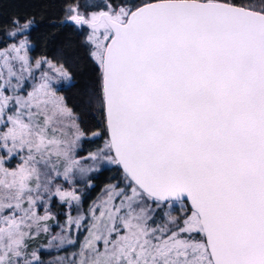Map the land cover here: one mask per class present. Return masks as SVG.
<instances>
[{"label": "snow or ice", "instance_id": "6c2138e0", "mask_svg": "<svg viewBox=\"0 0 264 264\" xmlns=\"http://www.w3.org/2000/svg\"><path fill=\"white\" fill-rule=\"evenodd\" d=\"M5 2L0 264H264V0Z\"/></svg>", "mask_w": 264, "mask_h": 264}, {"label": "trees", "instance_id": "16d2710c", "mask_svg": "<svg viewBox=\"0 0 264 264\" xmlns=\"http://www.w3.org/2000/svg\"><path fill=\"white\" fill-rule=\"evenodd\" d=\"M239 2V0H238ZM30 10L29 5L25 2V0H10V2H5L3 5V11L4 13L7 14H11L13 12H27ZM49 12V17H55L57 15V10L55 7V3L53 0V5L49 8L48 10ZM51 20L46 18L44 23L45 25H47L48 23H50ZM68 36H70V34H66ZM73 39H75V37H71ZM51 55H55L54 52L51 53ZM71 70L73 71L76 79L78 82L83 83L85 80H87L89 77H92L94 75L93 73V67L92 65H90L87 62L81 61L79 64L72 66ZM75 93H76V89H71L69 92L66 93V95L69 97V104H74L75 103ZM94 113H84L82 118L86 121V123L89 124V126H92L94 123H96L98 121V117L94 118ZM111 174H106L105 176L101 177L99 180H97L96 182V192L92 193V197L94 198L99 189L103 186V184L108 180L109 176Z\"/></svg>", "mask_w": 264, "mask_h": 264}]
</instances>
